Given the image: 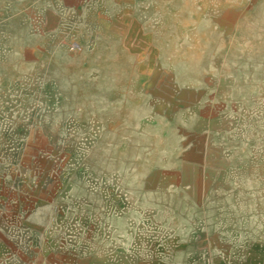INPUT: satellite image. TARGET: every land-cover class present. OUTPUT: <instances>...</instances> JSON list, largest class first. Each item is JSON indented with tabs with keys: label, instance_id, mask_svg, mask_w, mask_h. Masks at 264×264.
Listing matches in <instances>:
<instances>
[{
	"label": "rangeland",
	"instance_id": "1",
	"mask_svg": "<svg viewBox=\"0 0 264 264\" xmlns=\"http://www.w3.org/2000/svg\"><path fill=\"white\" fill-rule=\"evenodd\" d=\"M0 264H264V0H0Z\"/></svg>",
	"mask_w": 264,
	"mask_h": 264
},
{
	"label": "built area",
	"instance_id": "2",
	"mask_svg": "<svg viewBox=\"0 0 264 264\" xmlns=\"http://www.w3.org/2000/svg\"><path fill=\"white\" fill-rule=\"evenodd\" d=\"M77 48V46H75Z\"/></svg>",
	"mask_w": 264,
	"mask_h": 264
}]
</instances>
